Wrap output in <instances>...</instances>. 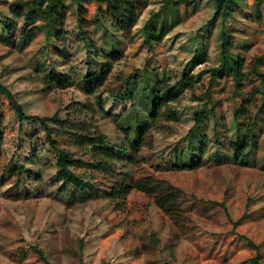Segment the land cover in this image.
Listing matches in <instances>:
<instances>
[{
  "label": "rangeland",
  "instance_id": "374dc122",
  "mask_svg": "<svg viewBox=\"0 0 264 264\" xmlns=\"http://www.w3.org/2000/svg\"><path fill=\"white\" fill-rule=\"evenodd\" d=\"M24 1L0 0V83L27 115L58 113L64 124L52 133L75 157L86 160L89 153L68 138L72 122L83 132L103 133L106 145L120 154L134 155L133 161L117 164L120 175L150 178L161 188L157 193L171 186L179 194L172 216L137 191L123 210L102 197L84 198L56 177L42 124L20 123L0 93V264H264V0H236L239 6L228 0H133L138 21L124 34L109 22H95L98 3L82 2L103 55L99 60L73 43L77 4L66 0L69 36L63 47L70 57L56 68L70 72L72 81L63 87L48 84L44 72L36 71L47 59L41 29L24 48L21 19L10 34L1 30V16ZM222 29L231 41L228 61L242 60L240 85L226 66L212 77L222 61ZM108 57L110 69L101 86L81 79L99 71ZM185 74L194 79L192 88L178 84ZM156 83L178 89V98L162 110L173 112L176 121L163 115L152 123L148 95ZM127 87L130 98L121 94ZM242 105L257 138V150L246 147L238 160L244 165L235 162L230 148L238 126L234 112ZM201 111L204 133L191 137L194 146L188 147V132ZM146 123L152 126L137 152L131 142ZM16 163L24 167L20 174L12 173ZM73 171L101 183L89 169Z\"/></svg>",
  "mask_w": 264,
  "mask_h": 264
},
{
  "label": "trees",
  "instance_id": "16d2710c",
  "mask_svg": "<svg viewBox=\"0 0 264 264\" xmlns=\"http://www.w3.org/2000/svg\"><path fill=\"white\" fill-rule=\"evenodd\" d=\"M77 4V9L75 13V19L78 24L77 33L74 34L76 40L73 43H81L89 51L93 52L95 59L99 60L103 57L99 54L95 42L92 39V35L89 29L93 26V23L87 20V17L83 14V9L81 7L82 2L95 1L99 4L97 20L95 22H109L111 27L121 32V34L126 30H131L138 21L136 7L133 0H74ZM220 1V0H219ZM229 2H237L236 0H228ZM259 1V0H256ZM238 6L239 3L237 2ZM104 5L103 7H101ZM25 7V8H24ZM242 8V7H241ZM68 13V5L66 0H28L24 1L22 4H14L9 7V13L2 15L1 30L10 34L14 31L17 26L18 20L21 19L23 23V33L20 38V47L24 48L35 38V34L39 29L43 31L44 37V47L46 51L43 52V57L46 56L47 59L38 64L36 71L44 72L46 82L50 85L63 87L72 81V75L68 71H58L56 65L61 62L66 64L69 62V48L63 47V43L68 39L69 33L65 28V18ZM149 22L145 24L144 27V37L147 43L151 41ZM221 56L222 61L219 67L213 68L212 77L214 78L219 72L220 67L226 66L235 78L237 85L241 84L243 77L241 75L240 67L242 60L237 56L235 62L231 64L229 60V48L231 47L230 37L227 35L225 29L221 32ZM51 54V55H50ZM50 55V57H48ZM108 57L101 64L99 71H94L86 77H81L87 84H98V87L103 84L106 80V75L110 69V63ZM194 79L189 77V75H183L182 79L178 84H182L187 88H192L194 84ZM94 87L90 86L88 91L90 92ZM149 98L151 99L152 105V115L151 121L154 124L161 118L165 116L170 121H176V116L173 112L164 111L163 108L167 107L169 103L175 101L179 96V91L175 86H165L162 88L159 83L152 85L149 88ZM92 92V91H91ZM0 93L6 95L9 100V104L13 109L19 122L23 121H37L45 128L46 132V142L49 144L52 150V155L55 158V174L58 179H60L64 184L71 185L75 189H79L87 198H104L110 201L119 210H123L126 203L127 197L133 192L144 193L148 197H152L157 204V206L166 215L176 214V200L178 197V191L171 186H166L163 191L157 193L159 188L156 186L155 182L150 178H140L134 179L131 176L120 175L117 172L116 166L118 163L131 162L134 160V155H127V150L120 154L117 147H108L106 145V136L93 129V133L83 132L80 124L70 123V130L66 131L69 135V139L72 140L77 145L84 146L89 153L88 159H83L81 157H75L66 148H61L58 146L55 140V135L52 133L53 130H58L61 125L63 127V122L58 119V113L53 114L50 117H39L37 115H27L23 110L22 106L15 99L14 95L0 83ZM122 96L125 98H130L131 92L129 87L125 89ZM250 100H248L249 102ZM247 102V101H246ZM248 108L242 105L241 108L236 109L234 112V121L238 124L237 131L235 134V139L231 143L230 148H232L235 153V162L239 164H246L245 162H238L239 158L245 157L243 151L246 147H252L255 151L257 150V138L256 132L254 130V122L250 120L248 116ZM195 122L192 128H190L188 134V147L194 146L191 137L201 138L203 132V124L205 123L203 119L205 118V111L195 113ZM248 117V118H247ZM247 118V120H246ZM246 121L248 124L246 126L241 125V123ZM150 121V122H151ZM53 123V126L48 125V123ZM204 122V123H203ZM152 123L145 124L141 129V133L138 136L137 141H132L134 147L139 148L143 145V135L144 131L149 130ZM203 123V124H201ZM74 128V129H73ZM205 135V134H204ZM1 138V132H0ZM33 139V137L29 138ZM218 142V141H217ZM187 147V148H188ZM205 148V147H204ZM229 148V149H230ZM205 150V149H204ZM203 150V151H204ZM135 151V150H134ZM133 151V153H134ZM136 152V153H137ZM182 152H185L182 151ZM181 152V153H182ZM135 153V154H136ZM242 153V155H241ZM229 154V152H228ZM32 153L30 154V157ZM221 158V157H219ZM217 159L218 162H222L221 159ZM225 160V159H223ZM13 166V165H12ZM198 167V166H196ZM185 166L183 169L196 168ZM79 168L89 169L90 172H94L96 176L100 179V184L92 179H85L77 175L73 170ZM24 169L23 166L17 163L11 167L12 173H21ZM92 174V173H91ZM254 246V245H253ZM255 247V246H254ZM256 248V247H255ZM40 255L41 252L37 251ZM260 255L257 254L255 257V263L258 262ZM258 264V263H257Z\"/></svg>",
  "mask_w": 264,
  "mask_h": 264
}]
</instances>
